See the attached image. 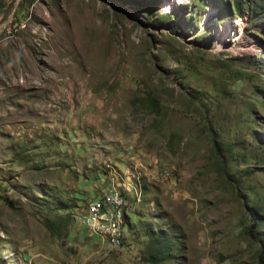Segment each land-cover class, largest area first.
I'll list each match as a JSON object with an SVG mask.
<instances>
[{
	"label": "rangeland",
	"instance_id": "rangeland-1",
	"mask_svg": "<svg viewBox=\"0 0 264 264\" xmlns=\"http://www.w3.org/2000/svg\"><path fill=\"white\" fill-rule=\"evenodd\" d=\"M245 7L0 0V264H264V19ZM110 190L124 248L80 221Z\"/></svg>",
	"mask_w": 264,
	"mask_h": 264
},
{
	"label": "built area",
	"instance_id": "built-area-1",
	"mask_svg": "<svg viewBox=\"0 0 264 264\" xmlns=\"http://www.w3.org/2000/svg\"><path fill=\"white\" fill-rule=\"evenodd\" d=\"M126 212L127 202L122 193L110 190L87 205L80 221L90 234L102 238L114 248H124Z\"/></svg>",
	"mask_w": 264,
	"mask_h": 264
},
{
	"label": "trees",
	"instance_id": "trees-1",
	"mask_svg": "<svg viewBox=\"0 0 264 264\" xmlns=\"http://www.w3.org/2000/svg\"><path fill=\"white\" fill-rule=\"evenodd\" d=\"M234 7L236 10L240 11L242 7L250 13L254 21L258 19H264V0H232ZM261 223V221H258ZM260 240V237L258 238ZM158 242H165V239L160 238ZM264 250H262V254ZM262 254L260 258L263 260Z\"/></svg>",
	"mask_w": 264,
	"mask_h": 264
},
{
	"label": "bare ground",
	"instance_id": "bare-ground-1",
	"mask_svg": "<svg viewBox=\"0 0 264 264\" xmlns=\"http://www.w3.org/2000/svg\"><path fill=\"white\" fill-rule=\"evenodd\" d=\"M124 201H125V198H124ZM126 202V201H125ZM127 213V212H126Z\"/></svg>",
	"mask_w": 264,
	"mask_h": 264
},
{
	"label": "clouds",
	"instance_id": "clouds-1",
	"mask_svg": "<svg viewBox=\"0 0 264 264\" xmlns=\"http://www.w3.org/2000/svg\"><path fill=\"white\" fill-rule=\"evenodd\" d=\"M127 218V217H126ZM127 223H128V220H127Z\"/></svg>",
	"mask_w": 264,
	"mask_h": 264
}]
</instances>
